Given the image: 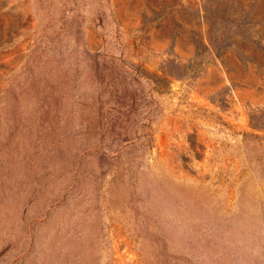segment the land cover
<instances>
[{
  "label": "rangeland",
  "instance_id": "1",
  "mask_svg": "<svg viewBox=\"0 0 264 264\" xmlns=\"http://www.w3.org/2000/svg\"><path fill=\"white\" fill-rule=\"evenodd\" d=\"M0 264H264V0H0Z\"/></svg>",
  "mask_w": 264,
  "mask_h": 264
},
{
  "label": "trees",
  "instance_id": "2",
  "mask_svg": "<svg viewBox=\"0 0 264 264\" xmlns=\"http://www.w3.org/2000/svg\"><path fill=\"white\" fill-rule=\"evenodd\" d=\"M248 21L249 20H246V19H244L242 22H241V24H238V23H236L237 24V26H239V25H242V24H247L248 23ZM227 24H231V27L230 28H227V29H229V30H232L233 29V24L231 23V22H228ZM237 32H239V31H237ZM241 32V31H240ZM225 34V33H224Z\"/></svg>",
  "mask_w": 264,
  "mask_h": 264
}]
</instances>
